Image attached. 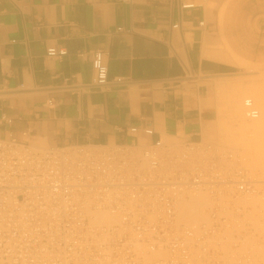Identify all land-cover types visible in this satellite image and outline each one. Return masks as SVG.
Returning <instances> with one entry per match:
<instances>
[{
  "label": "crops",
  "instance_id": "1",
  "mask_svg": "<svg viewBox=\"0 0 264 264\" xmlns=\"http://www.w3.org/2000/svg\"><path fill=\"white\" fill-rule=\"evenodd\" d=\"M95 51L128 81L92 85ZM242 62L264 63V0H0V113L12 118L0 137L39 149L203 139L214 84Z\"/></svg>",
  "mask_w": 264,
  "mask_h": 264
},
{
  "label": "built area",
  "instance_id": "2",
  "mask_svg": "<svg viewBox=\"0 0 264 264\" xmlns=\"http://www.w3.org/2000/svg\"><path fill=\"white\" fill-rule=\"evenodd\" d=\"M46 54L62 56L66 49L52 46ZM107 54L93 53L92 85L126 83L124 77L109 79ZM244 106L248 118L258 115L251 99ZM11 123L0 113V124ZM143 132L154 131L146 125ZM226 150L202 139L164 143L160 138L144 146L37 149L11 133L0 137V264H144L139 247L167 250L168 258L155 264H264L240 243L248 230L247 208L233 202L237 193L264 194V185L251 181L254 175L239 161L223 163L234 157ZM196 190L213 199L209 222L177 226L178 196ZM102 209L115 219L110 225L93 222ZM223 228L234 242H224ZM214 236L220 241L209 243ZM259 239L264 246V237Z\"/></svg>",
  "mask_w": 264,
  "mask_h": 264
},
{
  "label": "bare ground",
  "instance_id": "3",
  "mask_svg": "<svg viewBox=\"0 0 264 264\" xmlns=\"http://www.w3.org/2000/svg\"><path fill=\"white\" fill-rule=\"evenodd\" d=\"M225 85H226V83L221 88H223ZM255 93H256V91H255ZM254 95H256V94H254ZM252 96H253V94H252ZM254 97L257 98V96H254ZM246 99H251V98H246ZM254 102H255V98H254ZM254 102L252 101L254 108H256L255 104L257 103V101H256V103H254ZM237 105H239V104H237ZM259 105L264 106V103H260ZM260 106H259L260 109H264V108H261ZM242 107H240V108H242L243 111H241V109H237L236 112L234 111L235 113L232 112L234 114L230 115V117L234 122L236 121V123H238L237 128L239 129V131L241 130L240 132H243L244 134L245 133L251 134V135H253V139H254L258 135H261V133H262V132H259L258 130H259V127L262 126L260 123L264 124V111H260V110H258L259 108H256L258 111V115L255 118H248L246 116V113H245L244 102H243ZM242 115L246 120L243 119ZM235 126H237V125H235ZM262 127H264V126H262ZM231 130H232V128H231ZM261 130H264V129H261ZM231 133H232V131H231ZM249 138H250V136H249ZM258 138H260L261 143H264V139L261 140L262 136H260ZM199 139H201V138H199ZM202 140H204V139H202ZM187 141H193V140H187ZM204 141H207V140H204ZM207 142H213V141L208 140ZM253 142H254V140H253ZM256 142H258V141H256ZM256 142H254V143H256ZM164 143H166V142H164ZM214 143L217 144L218 146L222 147V149H224V150L228 149L226 151L233 152L232 153L234 155L233 159L232 160L222 159L223 163L230 164L231 162L239 161L240 166L245 167L244 169H247L249 172H251L254 175L253 176L254 178L251 179V181H253L255 184L264 185V177H260L255 172H253V170H251V169H253V168H251L252 165L250 166V168H248L249 166L247 164H250L248 162L251 160L250 158H252V157H249V160H247L248 157L246 155H244L245 153L243 154L244 151H242L241 149L239 151L238 149L221 145L218 142H214ZM237 144H238V142H237ZM258 144L260 145V142H258L257 145ZM261 145H262V148H264V144H261ZM249 146H250V144H249ZM33 147H35V146H33ZM250 148H251V146H250ZM252 148H253V146H252ZM262 148H260V147L258 148L255 145V147L253 149L254 152L252 153L253 155L256 156L255 160H257L258 163L260 164V165H258L261 167L260 170H264V149H262ZM37 149H39V148H37ZM223 154L226 155L227 153L223 152ZM250 156H252V155H250ZM253 158H252V162H253ZM254 167H255V170H257L256 169L257 166H254ZM257 171H259V170H257ZM225 195L226 194H223L222 196H225ZM233 202L236 203L238 205V207L247 208V209H245V218H246V221L248 224V230L245 231V233L243 234V237L240 240V243L245 245V246H249V248L251 249V252L254 253L253 256L255 259L261 258L262 260H264V246H262V244L259 243L260 242L259 236L264 237V194H261V195H256V194L243 195L241 193H237L234 196ZM212 203H213V199L209 195V193L206 191L196 190V191H186V192L182 193L181 195L178 196V198L175 202L174 224H176L177 226H188V227L199 228L201 225L209 222L208 213H209V210L212 208ZM228 214H230V213H228ZM114 221H115V219L106 210L102 209V210L94 212V218H93L94 223L110 225ZM228 233H229L228 229L223 228L221 235H226V237H224V242L225 243L234 242L235 241L234 238L228 237ZM218 240L220 241V238L218 236L208 238L209 243H217ZM227 247H225V249H227ZM137 252L139 255H141L144 264H155V259H159V258L167 259L168 258L167 250L163 251V250H160L159 248H155L153 250H150V249L145 248V247H139ZM194 258L195 257L192 256V259H194ZM203 264H205V263H203ZM221 264H227V263L223 262Z\"/></svg>",
  "mask_w": 264,
  "mask_h": 264
},
{
  "label": "rangeland",
  "instance_id": "4",
  "mask_svg": "<svg viewBox=\"0 0 264 264\" xmlns=\"http://www.w3.org/2000/svg\"><path fill=\"white\" fill-rule=\"evenodd\" d=\"M241 2H243V1H241ZM221 45L222 44H220L219 47ZM238 66H242V69H239V73L234 74L233 75L234 77L229 79V80H232V81L234 80V81L227 83L222 88V91L217 90L216 84H214L215 86H213V93H214L213 98L214 99H213V102L211 104L214 105L216 110H217V118L215 119V121H213L208 126V128H209L208 130L205 129L203 139L207 140V141L210 140L213 142H218L221 145L231 147V148H235V149H238L239 151L241 149L242 151H244L243 154L245 153L244 155H246L248 157L247 160H249V157H252V158L254 157L253 162H252V158H250L251 160L248 162L250 164H247L249 166V167L248 166L247 167L250 168V166L252 165L251 168H253V169H251V170H253V172H255L260 177H264V170H260L261 167L258 166L260 164L258 163L257 160H255L256 156L252 154L254 152L253 149H254L255 145L258 148L259 147L262 148L261 144H264V143H261L260 138H258V137L262 136L261 140L264 139V130H261V129H264V127H262V126H264V124L260 123L262 126L259 127V130H258L259 132H262L261 135H258L257 137L254 135L256 138L253 139V135L246 134V133L244 134L243 132H240L241 130L239 131V129L237 128L238 123H236V121L234 122L230 117V115H233L237 109H241V111H243L242 106H243V102L246 98H251V100L253 102H254V98H255L254 103H256V101H257V103L255 104L256 108H259L260 103H264V63H259V62L243 63L242 62L241 64H238ZM229 80H226V79L223 81L218 80V82H225V81H229ZM255 91H256V93H255ZM252 94H253V96H252ZM254 94H256V95H254ZM254 96H257V98ZM237 104H239V105H237ZM240 107H242V108H240ZM260 107L264 108V106H260ZM258 110L264 111V109H260V108ZM232 112H234V113H232ZM242 117H243V115H242ZM243 119H245V118L243 117ZM211 125H212V127H211ZM235 125H237V126H235ZM231 128H232V130H231ZM231 131H232V133H231ZM249 136H250V138H249ZM253 140H254V142H256V141L260 142V145L259 144L257 145L258 142L254 143ZM237 142H238V144H237ZM249 144H250L251 148L253 146L252 149L250 148ZM262 149H264V148H262ZM250 155H252V156H250ZM254 166H257L256 169L259 171L255 170Z\"/></svg>",
  "mask_w": 264,
  "mask_h": 264
}]
</instances>
